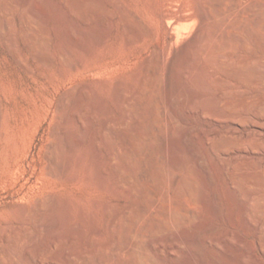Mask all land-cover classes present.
<instances>
[{"label": "rangeland", "instance_id": "obj_1", "mask_svg": "<svg viewBox=\"0 0 264 264\" xmlns=\"http://www.w3.org/2000/svg\"><path fill=\"white\" fill-rule=\"evenodd\" d=\"M119 1L0 0V246L11 243V249L0 248V264H67L69 256L79 264L86 255L111 251L115 238L108 220L115 211L127 212L142 201L136 181L119 180L114 157L125 161L126 154L118 137L134 128L131 103L141 105L146 100L143 79L155 53L169 42L168 33L174 35L176 50H189L181 54L172 75L174 56L166 62L163 105L172 116L168 126L177 129L164 131L158 162L185 160L194 168L192 178L199 192L196 197L177 196L172 181L175 169L166 183L169 198L144 178L155 202L145 219L160 221L161 210L167 208L179 209L182 220L161 232H145L141 238L150 241L169 264H244L240 259L244 254L249 257L247 264H264L257 234L263 216L254 215L248 222L242 204L249 191L264 197V188L243 182L241 193L231 192L212 157V141L218 139L212 132L232 136L233 129L204 115L212 112L220 89L239 90L242 98L247 95L244 90L264 97V84L227 77L212 64V47L207 57L197 51L192 44L201 28L197 15L208 10L203 0L171 2L166 9L188 19L171 20L166 26L155 12L161 0ZM255 1L237 3L247 10L264 5V0ZM229 6L226 0L223 11ZM241 9L232 20L250 25L264 39V27L252 22L253 11ZM122 11L140 22V40L131 36ZM208 21L212 28V19ZM240 27L230 24L225 33L241 34ZM248 45L246 50L231 45L224 62L234 65L245 59L264 66V53L253 42ZM241 147L250 145L242 142ZM236 152L232 149L228 156ZM253 155L264 157V142L261 152L240 154L241 177L263 173ZM52 165L59 171L53 173ZM120 170L126 174L128 166L123 164ZM228 234L230 244L225 241ZM216 240L222 252L212 245ZM56 254L60 257L55 259ZM131 260L124 250L113 263Z\"/></svg>", "mask_w": 264, "mask_h": 264}, {"label": "bare ground", "instance_id": "obj_2", "mask_svg": "<svg viewBox=\"0 0 264 264\" xmlns=\"http://www.w3.org/2000/svg\"><path fill=\"white\" fill-rule=\"evenodd\" d=\"M173 1L174 0H161L159 6L155 11L157 19L164 26H166V23L171 20H173L175 23H180L188 19V17L182 13L175 15L172 11L166 9V6H168ZM225 1L226 0L202 1L203 6L208 8V10L206 13L201 12L197 15L198 19H200L201 21V28L194 35L192 44L195 46V48H197V51L202 54L203 57H207V55H210V51L212 50V64L224 71L227 77L237 79L244 84H247L248 82L253 83L255 85H258L260 83L264 84V66H258L255 62L252 64L245 63V59L238 60L234 65L226 64L223 60V56L225 55V53L231 51V45L235 44L239 46L240 49L246 50L249 46V41L253 42L260 49V51L264 53V39L260 37L250 25L242 23L238 20H232V15L241 9V7L239 8L237 0H227L230 2L228 11H223V3ZM199 3H201V1ZM199 8L201 7L199 6ZM247 9L248 8H243L241 10L246 13L249 10L253 11L252 22L257 27L263 28L264 5L258 4L251 7L249 10ZM123 14L125 17V21L130 25V29L133 32V35H131L130 32L129 35L140 40L143 36L140 22L136 21L134 19L135 17L132 16L133 14L131 13V15L128 11L123 12ZM210 19H212V28H210L209 26L208 20ZM230 24H232L233 26L237 25L238 27L240 24V28L242 29L241 34H234L232 36L226 34L225 30ZM167 37L169 38V42L160 50H156L157 52L154 55V61L149 65V68L146 67L147 74L146 77H144L142 83L144 84L145 91L147 94L146 100L141 105L134 102L131 103V111L133 113V118L135 119L134 128L127 136L120 137L119 135L118 137V140L125 148L126 160L123 161L119 157H114L113 161L116 166V169L118 170L117 173L119 174V180L122 183H127L129 180H134L137 182L139 192L142 196V201L133 205L127 212L115 211L113 218L108 220V227L110 228L115 238L114 242L112 243L111 251L107 254H99L98 256L86 255L85 257H83L82 262L79 264H110V262L115 263V261L117 260V256H119V254L124 250H128L130 252V255L132 257L130 264H169L164 260L163 257L158 254V252L150 241H143L141 237L145 234V232H161L166 225L180 222L182 220V215L179 209L172 211L170 209L164 208L161 210L163 216L162 220L159 221L151 219L147 221L145 218L149 215L151 211L150 209L152 206L155 205V202L150 197L151 195H149V191H147V189L143 185L142 180L144 178L149 179V181H151L155 185L156 190L162 195V197L169 198V194L166 189V183L171 177L170 173L175 169V171H178L177 173H175L174 179L172 178V181L174 183L173 188L175 194L177 196H198V186L192 178L194 168L187 164L185 160H179V162L175 161L174 163L158 162V158L160 157V155H162L163 151L161 139H163L162 135L164 131L170 128V130H172L170 132L175 133V130L177 129V126L175 125L168 126L167 121L169 117L172 118V116L167 110L168 108L166 109L163 105L164 101L162 97L161 88L163 86V83L166 82V79L164 78V71L166 70L165 67L167 65L166 62L169 58L168 56H174L173 63L171 62L172 65L170 64L172 75L174 67L176 66L178 60L180 61L181 59V54H183V52L185 53L188 49L187 47H185L182 50L183 52L180 53L174 47V35L172 33H168ZM211 47L212 49L210 50ZM16 55H18V53ZM49 59L51 61V58ZM45 60H47V58ZM45 60L44 62H46ZM220 81H223V83H225L223 79H220ZM241 93L239 90L236 89H220L216 93V96L214 98L215 102L213 104L214 107L212 106V112L210 110L204 112V115H209L212 117V119L220 121L222 126H225V128L233 129L232 136L224 133L214 134L212 132V134L214 136H217L218 138L217 140L212 141V155H215L212 157L214 159L216 158V162L219 164V167H221L220 171L223 172L224 180L228 183L231 192L238 194L241 193L243 190V182H245L250 187L257 186L264 188V170L261 175L256 174L253 176L246 177H241V175H239L238 173V169L241 167V164L239 163L240 154H255V152H261L264 142V97H260L256 93L251 94L248 91L244 90V93H247V95L242 98L241 96L243 94L241 95ZM215 106H217V110L215 109ZM255 135H258V138L262 139V142L259 141V139H256ZM242 142L248 143L250 147L242 148ZM232 149L237 152L232 154L231 157H229L228 155ZM253 158L255 159V164H258L264 168L263 156L260 157L259 155H253ZM123 164H126L128 166V172L126 174L121 173L120 170ZM255 164L249 165L251 167H254ZM50 170L53 173L59 171L58 169L56 170L54 165H52V168H50ZM216 193L217 195L219 194V192L217 191ZM242 204L245 207L246 220H248V222L254 215L263 216L262 223L259 227H257V234L259 249L264 251V197H260L254 192L249 191L246 196L242 197ZM145 220L147 222L143 223ZM9 237L10 234L8 238ZM230 240L231 234H228L225 238V241L230 244ZM8 241H10V239ZM212 245L219 251H221L223 248L219 240L213 242ZM1 247L2 246H0V248ZM3 247L4 249H2V251L6 250L7 247L11 249V243ZM226 249L224 248V250ZM1 255L2 254L0 251V256ZM10 255L14 254L10 253ZM58 256L59 255L56 254L53 256V258H59L60 256ZM19 257L21 258V256ZM213 257L215 258V255ZM248 258L249 257H247V255L245 256L244 254L243 257H241L240 259L242 263L247 264L246 262ZM43 259L44 258H42V260ZM217 260L219 259L217 258ZM65 261L67 262V264H78L74 256H69V258L65 259Z\"/></svg>", "mask_w": 264, "mask_h": 264}]
</instances>
